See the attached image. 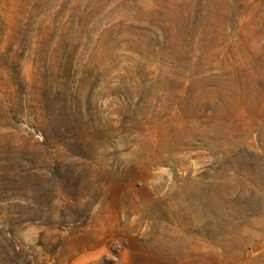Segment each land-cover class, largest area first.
Masks as SVG:
<instances>
[{"label": "rangeland", "instance_id": "1", "mask_svg": "<svg viewBox=\"0 0 264 264\" xmlns=\"http://www.w3.org/2000/svg\"><path fill=\"white\" fill-rule=\"evenodd\" d=\"M0 264H264V0H0Z\"/></svg>", "mask_w": 264, "mask_h": 264}]
</instances>
